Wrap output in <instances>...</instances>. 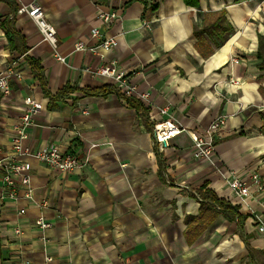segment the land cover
<instances>
[{"label": "crops", "instance_id": "crops-1", "mask_svg": "<svg viewBox=\"0 0 264 264\" xmlns=\"http://www.w3.org/2000/svg\"><path fill=\"white\" fill-rule=\"evenodd\" d=\"M31 1L0 0V71L14 64L22 73L11 79L10 95L0 94V154L11 151L24 99L32 95L43 108L26 144L36 150L55 143L87 164L67 173L29 157L32 198L19 184L18 199H2L0 172V264H264L256 218L264 219V191L251 185L243 203L218 170L246 178L258 172L264 181V1L35 0L56 27L66 61L28 14L17 13ZM108 8L121 14L104 30L118 45L77 50L79 41L95 43L91 29L101 24L99 9ZM221 14L233 28L223 43L222 33L196 34ZM24 48L41 61L51 95ZM103 65L126 74L148 123L116 90L87 93L118 88L114 77L86 71ZM65 85L76 89L52 98ZM166 105L199 134L226 116L212 161L193 153L187 131L156 151L153 123ZM40 216L51 227L40 228Z\"/></svg>", "mask_w": 264, "mask_h": 264}, {"label": "built area", "instance_id": "built-area-1", "mask_svg": "<svg viewBox=\"0 0 264 264\" xmlns=\"http://www.w3.org/2000/svg\"><path fill=\"white\" fill-rule=\"evenodd\" d=\"M264 1V0H263ZM17 13L28 14L37 24L41 31L44 40L52 44L55 49V57L58 60L66 61V57L58 52V37L56 27L50 22L44 13L43 7L37 1L29 3H20ZM121 14L116 8L99 9L98 18L101 21L100 26H95L91 29V37L95 43L91 46L84 42H77L76 49H86L95 53L100 50H111L118 45L117 36L106 35L105 28H107L113 20L120 18ZM144 26L150 28L152 22L145 21ZM237 62L238 59H235ZM86 71L93 74H101L105 76L114 77L117 81L118 88L125 95H134L136 87L129 81L124 72H117L112 65H103L96 70L86 68ZM13 77H22V73L15 68L14 64H10L4 70L0 71V94L8 96L12 92L11 79ZM231 82L240 84V80L232 78ZM147 98L148 92L141 94ZM43 108L42 102L37 100L34 96L28 95L24 99L23 112L14 126L13 144L10 152L0 154V172L3 181V186L6 191H3L1 198L6 197L18 199L19 184L25 188V195L29 198L33 197V188L31 186V171L27 159L29 157L36 158L51 168L60 170L62 172H73L77 168L83 167L87 164V160L81 158L78 154L63 149L61 146L50 143L39 149H32L26 144L29 136L28 128L33 124L34 117ZM160 118L153 123L152 134L153 142L157 152L165 150L166 145L177 135L183 132H191L183 126L177 119L175 113L169 105L163 106L159 111ZM226 124V116L218 115L212 120L210 125L201 134L191 132L193 140V153L199 157L209 161L214 159L217 150V141L221 137V131ZM219 172L223 175L226 183L232 191L239 196L243 203L247 204V197L251 194V185H255L258 192L264 191V181L258 172H252L249 178H246L236 169H225L218 167ZM25 209L21 208L20 213H25ZM258 229L264 233V219L256 215ZM37 225L43 230L51 227L52 223L47 221L43 216L36 219ZM19 234L21 230L16 229ZM46 239V236H43ZM28 264V262H22Z\"/></svg>", "mask_w": 264, "mask_h": 264}, {"label": "trees", "instance_id": "trees-1", "mask_svg": "<svg viewBox=\"0 0 264 264\" xmlns=\"http://www.w3.org/2000/svg\"><path fill=\"white\" fill-rule=\"evenodd\" d=\"M188 4L191 5H196L198 3V0H185ZM238 1V0H236ZM219 32L222 33V38H221V43H223L226 40V35L231 33L233 31V28L230 26L228 23L225 14H221L218 18V20L211 26L203 28L202 30H197L196 34L200 36L203 32ZM13 34H16L15 31H13ZM225 33V34H224ZM225 35V36H224ZM25 49V48H24ZM262 49H264V37H261V42H260V51L262 52ZM28 53V50H24V54L26 58L28 59L32 72L40 79L42 86L44 87V90L46 91L47 94H50V92L47 91L46 84H45V76H44V70L41 64V61L38 58H35L33 56H30ZM76 87L70 86V85H65L61 91L58 92L57 95L52 94V98L58 97L60 95H64L69 91L75 90ZM111 90H116L119 95L132 107H135L139 111L140 117L145 120L148 123V118L145 114L146 108L143 107L139 99L135 95H125L119 88L113 86V85H105L103 87L97 88V89H92V90H87V93L91 94H98V93H107ZM51 95V94H50ZM217 208L218 209H223L226 206H224L223 203L217 202ZM238 220H240V215L236 216Z\"/></svg>", "mask_w": 264, "mask_h": 264}]
</instances>
